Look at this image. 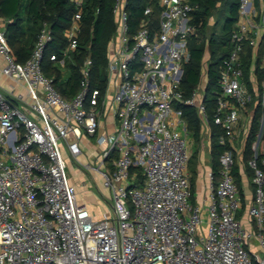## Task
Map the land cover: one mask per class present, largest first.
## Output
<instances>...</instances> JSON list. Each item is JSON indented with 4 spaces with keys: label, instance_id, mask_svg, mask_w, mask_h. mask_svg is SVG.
<instances>
[{
    "label": "built area",
    "instance_id": "built-area-1",
    "mask_svg": "<svg viewBox=\"0 0 264 264\" xmlns=\"http://www.w3.org/2000/svg\"><path fill=\"white\" fill-rule=\"evenodd\" d=\"M74 3L77 11L65 30L68 46L61 56L50 55L61 67L77 44L84 0ZM127 5L128 0L113 4L116 28L107 46L104 90L92 84L87 55L71 97L41 68L52 39L46 22L24 62L13 57L0 28V76L13 81L0 88V264H264V114L248 160L254 196L241 214L233 170L243 162L248 133L241 120L253 100L240 52L246 41L256 48L264 0H239L213 116L223 128L220 178L208 171L205 204L191 199L190 136L175 107L195 106L207 125V48L200 83L186 98L181 89L189 39L198 35L192 22L197 4L157 0L156 10L150 4L143 8L134 30ZM258 93L264 107V79ZM107 114L115 120L111 130L102 123ZM85 135L98 148L89 152L96 166L78 161ZM66 155L100 174L111 199L102 216L79 201ZM133 167L142 170L141 184L131 182L137 175Z\"/></svg>",
    "mask_w": 264,
    "mask_h": 264
},
{
    "label": "trees",
    "instance_id": "trees-1",
    "mask_svg": "<svg viewBox=\"0 0 264 264\" xmlns=\"http://www.w3.org/2000/svg\"><path fill=\"white\" fill-rule=\"evenodd\" d=\"M114 1L84 0L76 47L70 49L65 66L61 67L57 61L50 58V55L58 54L61 56L68 46L65 30L69 27L73 15L77 11L74 0H0V18L5 22L4 32L13 57L19 62L28 59L34 47L38 31L42 23L46 22L51 29L52 39L44 49L41 68L46 75L53 76L57 90L65 97H71L77 92L80 82L79 65L87 55L92 59V84L104 90L107 83V46L116 28L112 11ZM190 1L197 4L196 10L193 12L192 22L197 25L198 35H193L189 39L190 58L184 65L181 89L183 97L186 98L200 83L202 59L207 48L209 61L203 103L210 136L211 169L215 180H218L221 167L219 155L224 148L219 143V137L223 132V128L220 124L214 122L213 116L220 93L219 78L222 62L232 48L230 36L236 28L239 0ZM219 2L220 4H218ZM223 3L226 5L228 14L220 30L210 32L208 21L211 16H214L221 9ZM149 4L155 10L157 9V0H128L129 22L133 30L137 27L143 8ZM205 37L208 38L207 43L203 39ZM240 54L244 71L243 79L247 82L249 88H252L249 77L253 73L257 78L256 86L259 92L261 81L264 79V68L260 66L263 50L254 51L252 45L246 41ZM258 92L254 95L252 102L248 104V107L253 109L254 114L243 151V162L247 167L250 178L253 176V170L248 166V160L252 156L251 144L260 129L261 116L264 114V107L260 105ZM175 107L181 110L189 134L196 142V147H198L202 139L203 123L196 107L184 102H176ZM196 152L197 148H195L193 155H196ZM194 166L195 163L190 167L192 173L194 172ZM237 169L238 166L235 163L233 168L234 177L240 193L242 188ZM133 171L137 173L135 183L141 184L143 180L142 170L140 167H133ZM191 184L192 189H194L193 175H191ZM240 195L243 202L242 194L240 193ZM243 210L244 204L239 213L241 214Z\"/></svg>",
    "mask_w": 264,
    "mask_h": 264
},
{
    "label": "crops",
    "instance_id": "crops-1",
    "mask_svg": "<svg viewBox=\"0 0 264 264\" xmlns=\"http://www.w3.org/2000/svg\"><path fill=\"white\" fill-rule=\"evenodd\" d=\"M2 22H4V20L0 18V24ZM254 49H255L254 51L263 50V56H262V59H263L264 58V28L263 27L259 29V33L257 34V45H256V48H254ZM262 59H261V61H262ZM1 63H2V58L0 57V64ZM249 78H250V82L252 83V88H249V85L247 84V82L245 80H244V82H245L246 86L248 87V89L252 92L253 97H254V95L258 92V87L256 86L257 78L253 73H251ZM12 84H13V81H11L10 79L5 78L3 76H0V88L4 89L7 86L12 85ZM253 114H254L253 109L248 107V105H247L246 109L243 110V118L241 120L242 125H243V127H245L247 133H248L249 128H250V123H251ZM103 120L104 121L102 123H104V129H106V130L113 129L115 120L111 114H107ZM189 136H190V134H189ZM81 143L83 145V152L81 155H79L78 161H86L88 158L87 154H89V151L93 148H96L97 146L95 144L94 138L88 137L86 135L81 138ZM196 145H197L196 142L190 136V157H189V160L187 163L186 173H187L188 178H189L190 187L192 186L191 175H193V177H194V189H192V187H191V191H192L191 199H192V201L195 203L205 204L207 199H208L207 195H208V184H209V179H208L207 173L211 169V155H210L209 163L207 162V159L205 156V152L207 150L210 153V136H209V129H208L206 123H203L202 139L199 142L198 147H196ZM244 146H245V143H244ZM244 146H243V151L245 148ZM195 148H197V152L195 155L197 160L195 161L194 172L192 173L191 170H189V162H190L191 156H193V152L195 151ZM66 157L68 160L70 159V157L68 155H66ZM74 160H76V159H74ZM237 166H238V169H237L238 170V177H240L241 188H242V191H240V193L242 194L244 209H246L247 205L253 199L254 185L252 183L250 176L248 175L247 167L244 164V162H237ZM80 168L81 167H75L73 169V172L79 171ZM69 176L71 178V181L76 186V182H77L78 178L76 176H74V174H70ZM79 199H80L79 201H82V202L84 201L89 205V202L87 199H85V198H79Z\"/></svg>",
    "mask_w": 264,
    "mask_h": 264
},
{
    "label": "rangeland",
    "instance_id": "rangeland-1",
    "mask_svg": "<svg viewBox=\"0 0 264 264\" xmlns=\"http://www.w3.org/2000/svg\"><path fill=\"white\" fill-rule=\"evenodd\" d=\"M227 14H228V10L226 9V5L223 3L221 6V9L218 10L214 16L210 17L211 24H210L209 31L210 32L219 31ZM4 27H5V22H2L0 24V28L3 29ZM205 38L203 39L205 40ZM206 54L209 55V52H206ZM95 150H97L98 152L97 147L95 148ZM87 155H88L87 160L92 165L96 166V162L93 159V157L90 156V153ZM205 156H206L207 162L209 163L210 153L208 150L205 152ZM196 160L197 158L195 155L191 156L190 162H189L190 164L189 170H191L190 167H192L193 163H195ZM75 167H81L80 163H78L72 157H70L69 160L66 159L67 173L69 175L74 174V176L78 178L76 182V192H77L78 199L79 198L87 199L89 202V205L86 202L85 203L87 204L91 213L97 215L98 217L102 216L104 211L111 209V199H110L109 190L103 186L102 179L98 171L93 170L92 168L81 167L79 171L73 172V169ZM131 182L135 183V179H131Z\"/></svg>",
    "mask_w": 264,
    "mask_h": 264
}]
</instances>
